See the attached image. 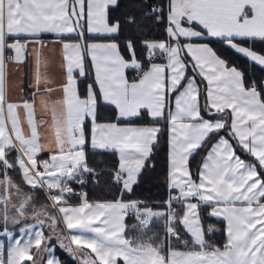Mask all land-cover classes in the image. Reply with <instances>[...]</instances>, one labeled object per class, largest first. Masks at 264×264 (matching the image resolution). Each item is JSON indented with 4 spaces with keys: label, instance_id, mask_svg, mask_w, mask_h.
I'll return each instance as SVG.
<instances>
[{
    "label": "snow or ice",
    "instance_id": "6c2138e0",
    "mask_svg": "<svg viewBox=\"0 0 264 264\" xmlns=\"http://www.w3.org/2000/svg\"><path fill=\"white\" fill-rule=\"evenodd\" d=\"M116 4L117 0H87V31L91 34H118L120 22L109 23L107 14L108 6ZM164 11L163 5H153L139 19L133 14L126 18V22L140 29L149 17L154 18L153 23L162 22ZM84 17L85 0H0V164L4 168L3 179H0V220L4 230L0 236H7L9 240L7 264H22L25 259L40 264L31 253L33 246L37 250L36 256L51 253L47 243L52 235H44L45 222L39 218L41 215L51 221L48 227L57 236L61 247H65L62 236L56 232L59 221L48 212L47 205L39 209L32 205L36 223L20 228V238L14 239L13 232L8 230L9 222L15 225L25 218L34 199L23 194L7 175V170L14 166L7 159L11 149L18 153L15 164L27 185L33 189L43 188L48 193L59 190L58 194L48 196L52 208L58 209L68 230L78 233L71 236V243L77 248L69 245L67 250L75 256L83 246L95 254L94 258L86 254L82 264H118L117 258H122L124 264H264V202H261L264 199V176L260 171L264 170V101L255 83L245 88L242 73L235 67L228 68L207 44L181 42V38L191 41L205 34L220 37L238 52L264 65V55L233 42L235 38L264 40V0H168L167 40L142 42L149 60L159 50L167 62L152 63L147 70L137 59L133 40L126 42L129 57L125 58L115 41L85 43L81 34L80 41L62 44L66 82L56 88L54 81L40 72L41 65L46 62L36 49L37 70L33 84L36 91L31 98L9 101L5 88L6 61L23 62L30 43L43 47L39 40L41 33L62 36L77 29L82 33ZM195 25L201 26L202 30L197 31ZM8 40L12 42L7 43ZM9 50L14 55L6 57L5 52ZM185 52L191 57L192 70L207 81L203 107L199 102L201 90L195 78L186 75ZM85 55L91 56L99 97L115 106L117 122H97L98 97L93 85L87 86L86 96L81 97L78 93L73 70L79 69L84 75ZM126 69H135L139 78L129 82ZM56 90L62 92V98L56 101L45 98ZM37 95L41 96V105L51 115L52 146L40 143L38 129L47 121L36 119ZM172 96L175 97L174 111ZM19 109L24 111L27 133L22 127ZM142 109L147 110L152 126H121L118 123L122 119L139 117ZM213 109L216 113L231 109L230 127L226 119L212 121L201 115L202 111L211 112ZM166 111L170 190L167 213L141 209L138 201L116 199L89 203L85 194H81L82 203L78 207H58L66 204L64 194L72 192L67 181L79 177V182L83 183L84 174L102 175L89 167L85 159V125L89 119L92 148L118 153L119 163L112 172V182L122 185L120 191L123 193L130 192L137 183L161 131L158 122L165 118ZM223 129H228L227 134L258 163H246L236 155L229 140L220 136L204 158L199 169V182H196L188 169L189 156L202 147L211 134L218 135ZM45 148L51 153L50 159L38 162L37 154ZM172 189H177L179 195H172ZM13 190L20 197L18 205L11 204ZM193 197L217 205L210 215H222L227 221V240L222 249L205 240L197 217V204L185 203L186 210L179 218L172 209L173 200L187 201ZM9 204L15 209L12 216H9ZM129 211L135 212L142 229L149 227L153 217L167 216L164 238L155 243L153 237H127L124 217ZM177 222L191 234V250L181 251L173 246L175 240L188 247ZM3 248L0 242V264H4ZM47 264H59V261L49 256Z\"/></svg>",
    "mask_w": 264,
    "mask_h": 264
},
{
    "label": "trees",
    "instance_id": "16d2710c",
    "mask_svg": "<svg viewBox=\"0 0 264 264\" xmlns=\"http://www.w3.org/2000/svg\"><path fill=\"white\" fill-rule=\"evenodd\" d=\"M166 0H117L116 5H111L107 8L108 20L109 21H119L120 22V30L118 34L110 35V36H95V35H85L84 38L87 39H95V40H114L120 46L121 54L125 57L129 56V53L125 47L126 42L128 40H133L136 45V54L137 59L140 60L144 68H147L150 60L147 56V49L143 47L142 42L144 40H157L164 38L167 34L165 32V28L167 26L165 11H164V19L160 23H153L152 20L154 18L149 17L146 20V23L142 26V28L138 29L134 25H129L126 22V18L129 15H136L139 19L143 16L144 12L148 11L153 5H163L164 9H166ZM196 26V25H195ZM48 34H41L40 37H50ZM209 44L212 46L214 51L219 54L227 64L236 66L242 73L243 79L246 85L255 83L257 92L260 93L261 100L264 101V69L257 66L254 63H251L247 60V58L235 53L229 47L224 45L221 40L206 38ZM250 46L264 53V40L256 39L250 43ZM185 62L187 63V72L186 75H193L197 84L199 85V89L201 90L200 98L201 102L203 101V90L204 86L201 78L195 74L192 70L191 63H189V58L184 53ZM134 69H127L126 75L127 79H135L136 76H133ZM202 105H204L202 103ZM203 107V106H202ZM202 115H205L208 118H223L226 119L229 125V115L228 113H216L212 112L210 114H206L205 111H202ZM98 120H116L115 110L112 106L105 104L103 102L98 101ZM121 122H131V123H153L152 120L146 116L144 111H141L139 117H134L130 119H122ZM159 126L161 128L160 133H158V139L155 143V146L152 149L150 158L146 161L144 167L141 170V173L138 176L137 183H135L130 192L125 191L121 193V185L115 184L112 182V172L117 167V157L115 152L112 150H96L90 149L87 146L84 148L85 159L89 167L94 168L97 172H102V175L99 177H94L90 174H84L82 177L83 183L80 182H71L69 185L75 188H81L86 195L87 200L95 201V200H135L139 202L140 207H150V208H158L164 209L163 207V199L166 196L167 187H166V123L164 119H161L159 122ZM86 127V125H85ZM228 129H223L219 132L218 135H225L231 142L234 151L239 154L242 158L253 161L254 164L258 162L252 157L250 154L241 149L236 143L235 139L227 134ZM217 134H211L210 138L203 144L202 147L198 148L194 154L189 156L188 164L189 169L192 174V178L195 180L197 177V171L199 167V163L205 153L206 149L209 147L211 142L218 136ZM87 136V130H86ZM7 159L14 166L7 170V175L11 178V180L15 183L17 181H22V177L19 171V167L15 164L16 160V150L11 149L7 153ZM262 176H264V170H260ZM99 180L97 183L96 180ZM24 189H30L31 193H36L35 196L38 198L41 197L44 199L46 205L49 206V201L46 198L45 192L40 187H36L33 189L30 186L22 185ZM76 197L72 196L71 200H75ZM41 203V202H40ZM32 205H35L36 208H40L42 203L39 205L36 201L32 202ZM39 206V207H38ZM28 208L33 211L31 205ZM208 205L206 203L198 204L199 217L201 220V225L204 233L205 240L216 247H220L223 244V231L219 226V223L213 219L212 216L207 214ZM28 210V209H27ZM51 210V209H50ZM54 214V210L51 211ZM175 212L177 213V217L179 218L182 212V208L180 204L175 205ZM29 220H32L29 218ZM28 221V220H27ZM20 222L19 224H21ZM125 224V235L127 237H136L143 236L144 239L148 237H153L155 243H159L160 240L164 238L165 232V224H164V216L152 218L150 225L147 229H142L139 227L135 221V218L132 215H126L124 217ZM18 225V224H16ZM136 225V227H133ZM177 228L180 231L181 237L183 240L188 242V247H185L183 243H178L175 240L173 241V246L177 249L184 248H193L192 239L187 234L185 229L177 222ZM219 226V228H218ZM212 231H209V229ZM56 232L59 233L63 238V243L65 247H61L60 243H55L54 238L48 241L47 247L51 248L54 254L57 256L60 264H77L75 259L82 261L83 257L79 256L78 258H74L73 254H71L67 250V246H71L76 249L77 246H72L67 238L62 235L61 229L59 227L56 228ZM45 236H47V230L45 228L42 229ZM82 248L86 254H91L89 250L86 248ZM36 248L33 246L31 249V253L36 258ZM165 254L167 253V247L164 249ZM91 257L93 255L91 254ZM80 261V262H81ZM29 260H26V264H28ZM41 264V260L39 259ZM118 264H121L117 261ZM79 263V262H78Z\"/></svg>",
    "mask_w": 264,
    "mask_h": 264
},
{
    "label": "crops",
    "instance_id": "0c3cea01",
    "mask_svg": "<svg viewBox=\"0 0 264 264\" xmlns=\"http://www.w3.org/2000/svg\"><path fill=\"white\" fill-rule=\"evenodd\" d=\"M167 3H168V0H166V3H165L166 4L165 17L167 15ZM109 6H111V5H109ZM86 15H87V0H85V17L81 21V24H82V33H81V29H77L76 31H74L72 33L62 34V36H58L55 33H41V34L51 35L50 37H40L39 36V40H41L43 42V47H41V45L40 44H37V43H30L28 45L27 50H26V55H25V58H24L23 62L16 63V62H7L6 61V85H5V88H6V98L9 101H20L22 99L31 98L32 95H33V93L36 91V89L33 87V84H34V73L37 70L36 69V51H35L36 49H39L40 50V55H41L43 61L46 62L45 64H42L41 65L40 72L42 74L43 73H46L47 76L52 81H54V85L53 86L56 87V88H58L60 85H62V84H64L66 82V68L64 67V65H65L64 52H63V49H62V44L63 43H76V42L80 41L81 34L83 36V42H85V43H108V42L114 41V40H95V39H87V38H84L85 35L86 36L87 35L110 36L109 34H91V33H89L87 31V19H86ZM166 22H167V20H166ZM109 23H116V21H109ZM185 26H187L186 23H185ZM195 28H196L197 31H201L202 30V27L199 26V25H196ZM204 31L206 32V30H204ZM111 35H114V34H111ZM26 38L27 39H32L31 37H26ZM206 38H213V39H219V40H221L224 45H226L227 47H229L235 53H237V54H239V55L247 58V60L249 62L254 63L257 66H259V67H261V68L264 69V65H260L258 62L253 61L252 59H250L249 57H247L245 54L238 52L235 48L231 47L223 38H220V37H212V36H209V35L205 34V35H202L201 37L193 38L191 41H188V40H185L184 38H181V42L182 43L191 42V43H194V44H207L210 48H212V46L209 44V42L207 41ZM256 39H258V38H252V39H248V38H235V40L233 42L236 43V44H238V45H240V46L249 48V49H251L252 51L256 52L259 55H264L263 52H260L258 50H255V49H253L250 46V43L253 40H256ZM162 40H167V35L164 38H162V39H157V40H152L151 39L149 41H162ZM11 42H12V40H8L7 41V43H11ZM21 42H23V40ZM212 50L214 51L213 48H212ZM156 54H157V59L155 61L149 63L148 66H147V68H146V70L150 67V65L152 63L165 64L167 62V60L165 58V55L163 53H161L159 50H157ZM185 54L187 55L186 52H185ZM215 54L220 59L224 60L216 52H215ZM12 55H14V52L13 51H10L9 50V51H6L5 52V56L6 57L12 56ZM128 57H125V58H128ZM187 57L191 61V57L188 56V55H187ZM226 66L228 68L235 67L239 72H241L234 65H229V64L226 63ZM126 70H125V76L127 78ZM195 74H197V73H195ZM73 75H74V78L77 81V85L76 86H77L78 93H79V95L81 97L86 96L87 86L91 84V85H93V87H94V89H95V91L97 93L98 101L107 104L106 102H104L99 97V87L95 83V69H94V66H93V62H92L91 56L85 55V58H84V75H81L80 74V70L79 69H74L73 70ZM187 76L194 77L193 75H187ZM197 76L199 78H201L202 83H203V86H204L203 99H202L203 101L202 102H201V98H200L201 96H199L200 105L203 106L202 103L203 104L205 103V96H206V89H207V81L204 80L203 77H201L200 75L197 74ZM138 78H139V76L136 77L135 79H128V80H129V82H132L133 80H136ZM242 78H243V75H242ZM243 82H244V79H243ZM185 83H186V81H185ZM196 84H197V82H196ZM197 86L199 88V85L198 84H197ZM244 86H245V88H250L252 85H246L245 82H244ZM263 87H264V83H263ZM41 93L43 94V85L41 86ZM62 95L63 94H62L61 91L56 90V91H53L51 93V96L50 97L45 96V98L46 99H50L51 101H56V100L62 98ZM40 100H41V96L40 95H37L36 96V119L38 121L41 120V119L47 121L46 124H44L43 126L39 127V129H38V131L41 134L40 143L41 144H45V145L52 146L51 142L54 141V131L50 127L51 126V123H52V121H51V115H50V112L46 111L45 108L41 105ZM171 101H172L171 107H172V110L174 111L175 110V102H174L175 101V97L174 96L171 97ZM108 105H110V104H108ZM110 106H112L114 108V110H115V117H116L117 110H116L115 106L114 105H110ZM141 111H144L146 113V116L148 117V114H147V110L146 109H142ZM205 112H206V114H210L212 112H215V110L213 109L211 112H208V111H205ZM226 112L229 115V127H230V124H231V109L226 110ZM19 114H20V119H21V122H22V127L24 128L25 132L27 133L28 129H27V124L25 122V116H24L23 109H19ZM202 116L205 119H209V120H212V121H215L216 119H220V118H212L211 119V118L206 117L205 115H202ZM164 121L166 123L165 124L166 125V187H167V190H168L169 189L168 188V172H169V125H168V120H167V111L165 112ZM97 122L98 123H108V122H117V121L116 120H98ZM118 123L121 126H152V124H153V123H131V122H121V121H118ZM86 130H87V143H86V146L88 148H90V149H93L92 148V145H91V138L92 137H91V121H90V119L86 123ZM220 136H223L226 139H228L225 135L220 134V135H218L211 142V144L206 149V151L203 154V157H202V159H201V161L199 163V167H198V171H197V177L195 179L196 182H199V169L202 166V164L204 163V158L207 156L208 151H210L212 145L214 143H216V141L219 139ZM235 141H236V139H235ZM229 143L231 144L230 140H229ZM236 143H237V141H236ZM238 146L242 149V147L240 145H238ZM96 150H100V149H96ZM112 151L115 152V155L117 157V167H118V163H119L118 153L115 150H112ZM17 155H18V153L16 151V156ZM50 155H51V153H50L49 149L48 148H45L43 151H41L40 153L37 154L36 159H37L38 162L45 161V160H49L50 159ZM236 155L239 156L246 163H253V161L248 160V159H245V158H242L237 153H236ZM188 169H189V164H188ZM19 171H20V174H21V170L20 169H19ZM41 171H43V169H41ZM189 171H190V169H189ZM21 176H22V174H21ZM80 179L81 178L78 177V179L76 181L79 182ZM121 187H122V185H121ZM174 190H177V189H174ZM57 191H59V190L58 189L52 190V192L55 193V194H56ZM80 197H81V195H80ZM65 201H66V204L58 205V207H60V206H63V207H78L82 203V200L81 199L79 201H76V200H65ZM113 201H115V200H113ZM123 201L129 202V201H135V200H123ZM88 202L89 203H95V202H101L102 203V202H111V201H88ZM261 202H264V199H262ZM185 203L197 204V209H196L197 217L199 219L200 227L202 228L201 220H200V217H199L198 204L199 203H206V202L200 201L198 197H193V198L188 199L187 201H182L180 203V206L182 208V212H181L180 217L183 216L184 211L186 210L184 208V204ZM206 204L208 205L207 214L210 215V213L212 212L213 208L214 207H217V205L212 204V203H206ZM140 208L141 209H144V208H150V207H147L146 206V207H140ZM151 209L153 211L164 212V210L162 211V209H158V208H151ZM55 210H56V213L60 217V220H61L62 225L64 227L65 235H66V238H67L68 242L72 246H77V245L71 243V236L74 235V234H78V233L75 230H68L66 228L65 223L63 222L62 216L58 212V209H55ZM127 215H132L135 218V221H136V223L138 225V221L136 220V215H135V212L134 211H129ZM210 216H212L213 219L216 220L219 223V226L222 228L224 242L226 243V240H227V232H226L227 221L224 219V217L222 215L221 216H213V215H210ZM153 218H157V217H153ZM31 221H33L34 224L36 223V219L33 218L32 220L22 221V224L23 223H29ZM33 222H31V223H33ZM219 226H218V228H219ZM185 231H186V229H185ZM187 234L192 239L191 234L188 233V232H187ZM223 246L224 245H221L219 248L222 249ZM83 248H86V247H83ZM86 249L89 250V252H91V249H88V248H86ZM191 249L192 248H184V249H178V250L188 251V250H191ZM91 254L93 255V257H95V254L94 253L91 252ZM49 256L54 257L56 260H58L57 256L54 254V252L52 250L50 254L47 253V252H44V253H42L40 255L41 264H47V261L49 259ZM84 259L85 258H83L82 261ZM117 261H119L121 264H124V261H123L122 258H117ZM59 264H60V262H59Z\"/></svg>",
    "mask_w": 264,
    "mask_h": 264
},
{
    "label": "rangeland",
    "instance_id": "374dc122",
    "mask_svg": "<svg viewBox=\"0 0 264 264\" xmlns=\"http://www.w3.org/2000/svg\"><path fill=\"white\" fill-rule=\"evenodd\" d=\"M249 85H253L252 84V82L249 84ZM3 176H4V168H3V165L2 164H0V179H3ZM22 177V176H21ZM71 182H78V181H76V180H69V181H67V184H68V187L69 188H71L72 189V192L71 193H65L64 194V200H71V197L72 196H75L76 197V201H79L80 199H81V197H80V195L81 194H84V191L81 189V188H75V189H73L69 184L71 183ZM15 184H17L19 187H20V189L22 190V192H23V194H25V195H29V196H32L34 199H33V201H36L39 205L42 203V205H46V203H45V201H44V199L41 197V200H40V197L38 198V196H35V194L36 193H31L32 191H30V189L28 188V189H24L23 188V186L22 185H26L27 186V184L24 182V180H23V178H22V181H21V184L22 185H20V182L19 181H17V182H15ZM29 186V185H28ZM42 190L45 192V194H46V198L48 199V201H49V206H48V212L50 213V214H52V215H55L56 216V218H57V220L59 221L58 222V224H57V227H59L60 229H61V232H62V235L63 236H65L66 237V235H65V230H64V227H63V225H62V222H61V220H60V217H59V215L56 213V210L54 209V208H52V201L48 198V196L50 195V194H55V193H53V192H51V193H48V192H46L45 191V189H43L42 188ZM54 190V189H53ZM0 191H2V189H0ZM13 193H14V190H13ZM78 193V194H77ZM56 194H58V191L56 192ZM32 201V202H33ZM88 201H90V200H88ZM95 201H113V200H95ZM19 202H20V197L19 196H17L15 193L12 195V200H11V204H16V205H18L19 204ZM41 202V203H40ZM11 204H9V216H12V215H14L15 214V209L14 208H12L11 207ZM31 206H32V204H31ZM39 207V206H38ZM28 210H26V216H25V218L23 219V220H21V222L22 221H27V220H29V218L30 219H33L34 217H33V215H32V212L33 211H31L29 208H27ZM37 209H39V208H37ZM51 209V210H50ZM52 210H54V214L51 212ZM41 220H44V222H45V226H44V228L47 230V236L48 235H52V237L54 238V241H55V243H60L58 240H57V236L55 235V234H52V229H50L49 227H48V225L51 223V221L50 220H48L45 216H43V215H41L40 217H39ZM35 219V218H34ZM31 222H33V221H31ZM31 222H29V223H21V224H18V225H14V224H12L11 222H9V224L7 225V227H8V230L9 231H12L13 232V236H14V239L15 238H20V233H19V229L20 228H22V227H25L26 225H32V224H34V222L33 223H31ZM4 230V224H3V222H2V220H0V232H2ZM57 230V229H56ZM26 238V237H25ZM0 242H2L3 243V245H4V248H3V253H2V259H3V261H4V264H7V259H8V255H7V250H8V246H9V240H8V237L7 236H0ZM224 241H223V244L222 245H224ZM74 249V248H73ZM74 256V255H73ZM79 256H81V257H83V258H86V253L84 252V251H80V252H78L75 256H74V258H78ZM37 261H39V259H40V255L39 256H36V258H35ZM26 260L27 259H25L23 262H22V264H26L25 262H26ZM75 261H76V263L77 264H82V261L81 260H79L78 261V259H75ZM81 261V262H80ZM79 262V263H78ZM28 264H32V262H29Z\"/></svg>",
    "mask_w": 264,
    "mask_h": 264
},
{
    "label": "built area",
    "instance_id": "2783aa9c",
    "mask_svg": "<svg viewBox=\"0 0 264 264\" xmlns=\"http://www.w3.org/2000/svg\"><path fill=\"white\" fill-rule=\"evenodd\" d=\"M156 59H157V54H155L154 57L150 60V63L153 62V61H155ZM144 69L146 70V68H144ZM133 76H136V77L139 76L136 70H134V72H133ZM40 170H41V169H40ZM169 193H170V190L168 189L167 192H166V196H165V198H164L163 201H162V203H163V207H164L163 210H164L165 213L168 212V204H167V201H168V199H169ZM171 194H172V195H179V191H178V190H174V189H172V190H171ZM181 202H182V201H180V200H173V201L171 202V207H172V209L175 211V205H176V204H179V203H181ZM166 220H167V216H164V224H165V221H166Z\"/></svg>",
    "mask_w": 264,
    "mask_h": 264
}]
</instances>
